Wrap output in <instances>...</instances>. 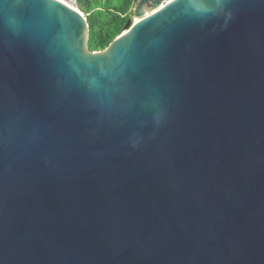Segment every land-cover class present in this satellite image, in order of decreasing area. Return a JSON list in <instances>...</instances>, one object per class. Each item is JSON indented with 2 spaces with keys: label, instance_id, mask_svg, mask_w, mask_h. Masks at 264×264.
I'll list each match as a JSON object with an SVG mask.
<instances>
[{
  "label": "water",
  "instance_id": "95a60500",
  "mask_svg": "<svg viewBox=\"0 0 264 264\" xmlns=\"http://www.w3.org/2000/svg\"><path fill=\"white\" fill-rule=\"evenodd\" d=\"M89 35L0 0V264H264V0H138Z\"/></svg>",
  "mask_w": 264,
  "mask_h": 264
},
{
  "label": "trees",
  "instance_id": "16d2710c",
  "mask_svg": "<svg viewBox=\"0 0 264 264\" xmlns=\"http://www.w3.org/2000/svg\"><path fill=\"white\" fill-rule=\"evenodd\" d=\"M138 0H77L87 17L92 51L103 50L120 35Z\"/></svg>",
  "mask_w": 264,
  "mask_h": 264
},
{
  "label": "built area",
  "instance_id": "2783aa9c",
  "mask_svg": "<svg viewBox=\"0 0 264 264\" xmlns=\"http://www.w3.org/2000/svg\"><path fill=\"white\" fill-rule=\"evenodd\" d=\"M68 5H71V6H76L77 5V0H60Z\"/></svg>",
  "mask_w": 264,
  "mask_h": 264
},
{
  "label": "bare ground",
  "instance_id": "6f19581e",
  "mask_svg": "<svg viewBox=\"0 0 264 264\" xmlns=\"http://www.w3.org/2000/svg\"><path fill=\"white\" fill-rule=\"evenodd\" d=\"M152 9H147L146 11H145V13H147V12H150ZM139 16H137L136 18H138Z\"/></svg>",
  "mask_w": 264,
  "mask_h": 264
}]
</instances>
